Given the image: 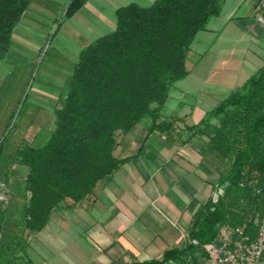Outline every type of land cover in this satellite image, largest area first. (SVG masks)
<instances>
[{
    "label": "trees",
    "instance_id": "obj_1",
    "mask_svg": "<svg viewBox=\"0 0 264 264\" xmlns=\"http://www.w3.org/2000/svg\"><path fill=\"white\" fill-rule=\"evenodd\" d=\"M31 1L0 0V60ZM84 2L71 0L65 14L71 16ZM221 2L153 0L148 6H120L114 29L80 49L48 138L15 152L14 159L26 167L21 209L26 232L2 234L0 264H33L25 250L29 234L40 232L54 211L93 202L96 191L140 153L149 136L164 133L174 142L175 123L183 119L163 116L161 109L173 84L188 75L189 47L219 13ZM146 116L151 122L138 151L116 157L118 137ZM185 128L191 137L206 138L204 153L218 172L213 195L193 212L181 244L159 257L121 264H195L220 227L243 226L251 235L257 230L255 220L264 210V65Z\"/></svg>",
    "mask_w": 264,
    "mask_h": 264
},
{
    "label": "crops",
    "instance_id": "obj_2",
    "mask_svg": "<svg viewBox=\"0 0 264 264\" xmlns=\"http://www.w3.org/2000/svg\"><path fill=\"white\" fill-rule=\"evenodd\" d=\"M70 1L61 0V5ZM152 1L85 0L72 14L80 18L77 21L85 29L81 31L85 42L75 44L78 51L73 61L84 45L114 29L118 7L129 3L148 6ZM51 2L54 0L31 1L43 5ZM258 2L222 0L219 13L209 19L205 29L192 41L187 60L193 62V70H188L183 88L171 87L161 109L165 110L161 112L163 116H177L185 119L187 125L196 124L219 97L240 86L264 65V25L256 17ZM199 99L204 100L203 105L198 104ZM149 124L138 130L137 137ZM136 128L122 136L123 143H132V138L136 140L132 137ZM149 140L145 143L147 153L144 154L142 147L136 157L122 164L111 181L97 191L96 199L88 204L86 221L82 224L88 232V243H80L79 232L73 229L81 226L78 209H64L70 213L74 230L71 243L64 242L63 217L57 220L54 232L49 219L38 232L46 243L29 246L39 251L40 264L142 261L159 257L165 249L183 242L193 212L214 192L217 180L206 179L197 172L198 162L195 165L188 158L175 155V146L165 142V137V143ZM121 144L114 150L119 158L135 154L139 148L137 144H130L123 151Z\"/></svg>",
    "mask_w": 264,
    "mask_h": 264
},
{
    "label": "rangeland",
    "instance_id": "obj_3",
    "mask_svg": "<svg viewBox=\"0 0 264 264\" xmlns=\"http://www.w3.org/2000/svg\"><path fill=\"white\" fill-rule=\"evenodd\" d=\"M61 4V0H54L48 5L31 3L13 30L8 52L0 60V179L9 184L7 203L0 205V231L3 236L7 231L9 236L24 235L26 232L21 225V209L25 198L22 180L26 168L14 159L15 152L26 145L40 146L48 138L55 112L64 99L67 78L75 62L73 59L77 56L78 47L75 44L85 42L81 36V31L85 30L84 25L77 21L80 18L67 16L65 11L68 2ZM185 65L188 70H193L191 60L186 59ZM184 83L187 84V77L175 82L172 89L176 86L183 88ZM197 101L199 105H203V99ZM167 103H170V99ZM148 122L150 119L146 116L134 126L137 128L132 137L135 136L136 140L132 138V143H123L124 136L118 137V143L124 146L123 151L127 150V145L137 144L138 147L141 144L146 129L141 131L139 137L136 133L143 126H147ZM185 125V119L177 121L172 135L174 142L164 141L175 146V155L188 158L193 164L198 162L199 165L195 169L204 178L216 179V162L210 154L204 153L206 138L189 136L191 131L185 128ZM165 135L156 132L149 136L145 143L150 138L154 142L161 140L160 142L165 143ZM149 142L152 143V140ZM145 143L142 149L144 154L147 153ZM203 167L207 168V171ZM212 195L211 191L209 197ZM88 206L82 204L74 207L81 212V226L78 229L73 228L79 232L80 243H88V232L82 225L86 221L84 215H87ZM69 216L68 211L59 209L54 211L50 218L54 232L57 220L63 217L65 243H71L72 231L74 232ZM25 241L29 243L25 247L27 254L35 264H40L39 251L29 246L30 243H46L42 235L38 232L31 233Z\"/></svg>",
    "mask_w": 264,
    "mask_h": 264
},
{
    "label": "built area",
    "instance_id": "obj_4",
    "mask_svg": "<svg viewBox=\"0 0 264 264\" xmlns=\"http://www.w3.org/2000/svg\"><path fill=\"white\" fill-rule=\"evenodd\" d=\"M257 10L256 17L264 25V0H259ZM8 198L9 184L0 179V205L4 206ZM262 201L264 203V191ZM255 224L254 235L239 225L220 227L215 241L205 245L204 255L195 264H264V210ZM1 237L0 231V243Z\"/></svg>",
    "mask_w": 264,
    "mask_h": 264
}]
</instances>
